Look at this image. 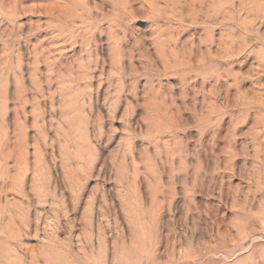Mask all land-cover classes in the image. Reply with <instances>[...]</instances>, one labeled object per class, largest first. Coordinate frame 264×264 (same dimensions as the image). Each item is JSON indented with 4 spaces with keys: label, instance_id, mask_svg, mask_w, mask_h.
<instances>
[{
    "label": "rangeland",
    "instance_id": "rangeland-1",
    "mask_svg": "<svg viewBox=\"0 0 264 264\" xmlns=\"http://www.w3.org/2000/svg\"><path fill=\"white\" fill-rule=\"evenodd\" d=\"M0 264H264V0H0Z\"/></svg>",
    "mask_w": 264,
    "mask_h": 264
},
{
    "label": "bare ground",
    "instance_id": "bare-ground-1",
    "mask_svg": "<svg viewBox=\"0 0 264 264\" xmlns=\"http://www.w3.org/2000/svg\"><path fill=\"white\" fill-rule=\"evenodd\" d=\"M130 1V0H129ZM153 1V0H152ZM171 1V0H170ZM151 2V1H150ZM207 2V1H206ZM214 2V1H213ZM224 2V0H223ZM14 3V2H13ZM212 3V2H211ZM221 3V2H220ZM228 3V2H227ZM232 3V1H231ZM224 4V3H223ZM151 5V4H150ZM183 5V4H182ZM222 5V4H221ZM220 5V6H221ZM233 5V4H232ZM143 6V5H141ZM204 6V4H203ZM217 6V5H215ZM219 6V5H218ZM224 6V5H223ZM235 6V5H234ZM52 7V6H51ZM79 7V6H78ZM205 7V6H204ZM247 7H249L247 5ZM74 8V7H73ZM140 8V7H139ZM142 8V7H141ZM152 8V7H151ZM212 8V7H211ZM250 8V7H249ZM37 9V8H36ZM53 9V7H52ZM144 9V8H143ZM194 9V8H193ZM224 9V7L222 8ZM34 10V9H33ZM51 10V9H50ZM198 10V9H197ZM220 10V9H218ZM135 11V10H134ZM143 11V10H142ZM183 11V9H182ZM210 11V10H209ZM208 11V13H209ZM212 11V10H211ZM241 11V10H240ZM195 12V11H194ZM231 12V11H230ZM135 13V12H134ZM183 13V12H182ZM181 13V14H182ZM214 13V12H213ZM224 13V12H223ZM245 13V12H244ZM190 14V13H189ZM240 14V13H239ZM134 15V14H133ZM183 15V14H182ZM202 15V14H200ZM209 15V14H208ZM214 15V14H213ZM234 15V14H233ZM80 16V15H79ZM142 16V15H141ZM206 16V15H205ZM215 16H216V13H215ZM219 16V15H218ZM244 16V15H243ZM86 17V16H85ZM195 17V15H194ZM233 17V16H232ZM252 19V18H251ZM250 19V21H251ZM212 20V19H211ZM218 20V19H217ZM225 20V19H224ZM223 20V21H224ZM233 20V18H232ZM231 20V21H232ZM210 21V20H209ZM155 22H153L152 24H154ZM145 24V23H144ZM226 24V23H225ZM231 26V25H230ZM160 27V26H159ZM158 26H156L154 29H153V34H156L155 37H157V39L155 37H152L153 38V42H154V48H155V51H156V54L158 56V58H161V64H162V68L163 71H170V70H175L176 68H181L183 67L182 69L186 68L185 66H187L186 63H189L191 61L192 58L190 57H193V53L194 51H199L200 49V46L197 45L194 41V37L193 35H190L186 38V40H183V41H180L181 39H179L180 37V25L176 28H171L170 30H167V33H163L164 31H160V28ZM205 32V31H204ZM74 33V32H73ZM243 33V32H242ZM241 33V34H242ZM152 34V35H153ZM176 34V36H175ZM214 35V34H213ZM227 38V37H226ZM246 38V37H245ZM214 37L211 36V40H213ZM228 39V38H227ZM231 39V38H230ZM244 39V38H243ZM248 39V38H247ZM65 40V39H64ZM68 40V39H67ZM217 40V39H216ZM232 40V39H231ZM210 41V39H209ZM219 43V42H218ZM212 44V43H210ZM220 44V43H219ZM231 44V43H230ZM247 45V44H246ZM189 47H190V50H189ZM147 50V49H146ZM209 50V49H208ZM186 51H189V53H186ZM221 51V50H220ZM148 52V51H147ZM146 52V54H147ZM49 53V52H48ZM145 52H143L144 54ZM204 53V52H203ZM206 53V52H205ZM148 55H149V52H148ZM192 55V56H191ZM210 55V53H209ZM35 57V56H34ZM195 57V56H194ZM208 57V56H207ZM63 58V57H62ZM149 58L153 59L154 58L151 56H149ZM34 59V58H33ZM130 59V58H129ZM185 59H188L187 61ZM194 60V58H193ZM232 60V59H231ZM155 61V60H154ZM163 62V63H162ZM203 62V61H202ZM192 62H190L191 64ZM139 64V63H138ZM142 67L145 68L144 65H141ZM210 67V66H208ZM40 70V69H39ZM50 70V69H49ZM69 70V69H68ZM71 73V71L69 72ZM74 73V72H73ZM73 75V74H72ZM67 76V75H66ZM79 76V75H78ZM64 77V76H63ZM218 77V75H217ZM84 78V77H83ZM86 78V77H85ZM119 78V77H118ZM67 79V78H66ZM218 79V78H217ZM112 80V79H111ZM219 81V79H218ZM69 83V82H68ZM219 86L220 84L217 83ZM149 86V85H148ZM218 86V88H220ZM89 88V87H88ZM255 88V87H254ZM262 88V87H261ZM237 89V88H236ZM59 90V89H58ZM241 91V90H240ZM133 94V92L131 93ZM43 95V94H42ZM88 97V96H87ZM86 97V98H87ZM146 100V99H145ZM66 104V103H65ZM144 107V106H143ZM74 111V110H73ZM175 122V121H174ZM177 123V122H176ZM175 123V126H177V124ZM41 127V126H40ZM205 135V134H204ZM206 136V135H205ZM220 136V135H219ZM218 136V137H219ZM207 137V136H206ZM222 137V135L220 136ZM160 139V138H159ZM37 144V143H36ZM221 144V143H220ZM35 145V144H34ZM155 147H157L156 145H154ZM219 146V145H218ZM13 147V146H12ZM225 151V150H224ZM165 152L166 154L164 155V158L162 159L163 155L161 154V151L160 153H158V157L160 158L161 162L162 163H169V160H173L171 159V157L173 158V156L175 157L177 155V153L175 151L172 152V155L170 157H168L169 155V152H168V149L166 147L165 149ZM188 158V157H187ZM175 164V163H174ZM181 165V164H180ZM189 166V165H188ZM172 169V168H171ZM110 170V169H109ZM173 170V169H172ZM177 171V170H176ZM196 171V170H195ZM189 172V171H188ZM177 173V172H176ZM202 173V172H201ZM190 174V172H189ZM197 174V173H196ZM204 174V173H203ZM191 177V176H189ZM182 178V177H181ZM208 179V178H207ZM179 180V179H178ZM216 181V180H215ZM195 182V181H194ZM218 182V181H217ZM190 192V191H189ZM190 194V193H189ZM221 228V227H220Z\"/></svg>",
    "mask_w": 264,
    "mask_h": 264
}]
</instances>
